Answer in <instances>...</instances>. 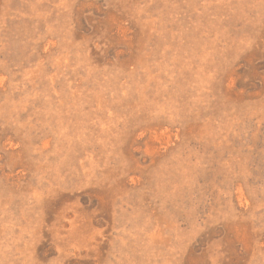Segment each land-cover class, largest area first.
I'll use <instances>...</instances> for the list:
<instances>
[{"label":"rangeland","instance_id":"374dc122","mask_svg":"<svg viewBox=\"0 0 264 264\" xmlns=\"http://www.w3.org/2000/svg\"><path fill=\"white\" fill-rule=\"evenodd\" d=\"M0 264H264V0H0Z\"/></svg>","mask_w":264,"mask_h":264}]
</instances>
